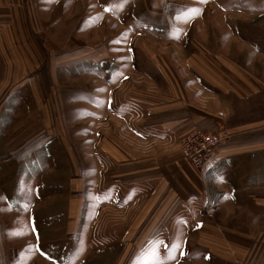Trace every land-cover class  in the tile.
Returning <instances> with one entry per match:
<instances>
[{
    "label": "rangeland",
    "instance_id": "obj_1",
    "mask_svg": "<svg viewBox=\"0 0 264 264\" xmlns=\"http://www.w3.org/2000/svg\"><path fill=\"white\" fill-rule=\"evenodd\" d=\"M177 104L264 120V0H0V200L36 212L51 264H230L198 253L209 233L264 234V149L228 159L234 206L217 193L200 218L181 129L159 115ZM10 253L0 264H36Z\"/></svg>",
    "mask_w": 264,
    "mask_h": 264
},
{
    "label": "crops",
    "instance_id": "obj_2",
    "mask_svg": "<svg viewBox=\"0 0 264 264\" xmlns=\"http://www.w3.org/2000/svg\"><path fill=\"white\" fill-rule=\"evenodd\" d=\"M194 112L200 113V111L193 110L192 107L186 104H177L176 106L166 107L160 111L159 115L163 126L172 124L173 127L176 126L181 129V131H178L179 136L183 135L181 140L186 135L196 131L222 132L227 136L226 140L215 149L213 157L204 171L187 163H183L180 167L182 177L195 194V198L191 200L192 208L195 209V212L196 209L198 212L202 208L198 214L201 216L200 218L203 219L207 216L212 219L211 221H215L216 207L222 205L223 202L227 206H234L235 203L231 193L234 188L232 189L231 183L226 181L227 170L224 169V166L233 155L264 149V120L251 124L232 125L227 118L225 120L224 115L206 112L207 114L197 116ZM109 156L117 162L118 168L127 164L128 166L133 165L129 159L127 163L125 161L122 163L121 154H117L112 150ZM252 187H256V185ZM220 192H224L223 196L225 195L223 202L215 199L218 197L217 193ZM200 195L204 198L201 199ZM48 209H50L49 206ZM35 214V211H27L26 213L15 211L9 207L6 200H0V253L3 258L6 253L10 252V254H15L18 258L23 259H26L25 255L33 253L34 260H37L36 264H51V255L47 257L37 248L39 238L33 225ZM45 215L48 216L47 229L51 232V210H47ZM79 217V213L73 212L71 208L63 232L64 240L75 239L78 235ZM211 221H209V224L212 223ZM225 230L223 235L225 245L219 243L214 245L212 240L216 238L215 233L213 235L209 233L208 247L198 248V253L200 251L202 254L211 257L225 254L228 251L239 255V260L235 263H232V259H229L230 264H264L263 233L257 231L256 234H250L232 229ZM15 232L18 235H15ZM48 238L51 239V234L48 235ZM3 260V264H5V259ZM6 261H8V258H6Z\"/></svg>",
    "mask_w": 264,
    "mask_h": 264
},
{
    "label": "built area",
    "instance_id": "obj_3",
    "mask_svg": "<svg viewBox=\"0 0 264 264\" xmlns=\"http://www.w3.org/2000/svg\"><path fill=\"white\" fill-rule=\"evenodd\" d=\"M222 132L196 131L180 141L179 150L183 159L196 169L205 170L215 149L226 140Z\"/></svg>",
    "mask_w": 264,
    "mask_h": 264
},
{
    "label": "snow or ice",
    "instance_id": "obj_4",
    "mask_svg": "<svg viewBox=\"0 0 264 264\" xmlns=\"http://www.w3.org/2000/svg\"><path fill=\"white\" fill-rule=\"evenodd\" d=\"M193 13L197 12L198 10H191ZM136 264H142L141 261H137Z\"/></svg>",
    "mask_w": 264,
    "mask_h": 264
}]
</instances>
